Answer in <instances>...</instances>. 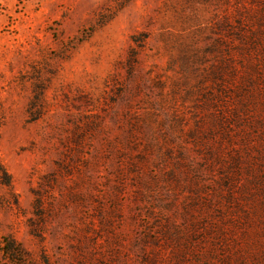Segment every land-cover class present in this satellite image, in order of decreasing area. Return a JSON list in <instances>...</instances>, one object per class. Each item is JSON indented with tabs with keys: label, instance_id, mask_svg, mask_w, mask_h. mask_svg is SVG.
<instances>
[{
	"label": "rangeland",
	"instance_id": "rangeland-1",
	"mask_svg": "<svg viewBox=\"0 0 264 264\" xmlns=\"http://www.w3.org/2000/svg\"><path fill=\"white\" fill-rule=\"evenodd\" d=\"M0 264H264V0H0Z\"/></svg>",
	"mask_w": 264,
	"mask_h": 264
}]
</instances>
